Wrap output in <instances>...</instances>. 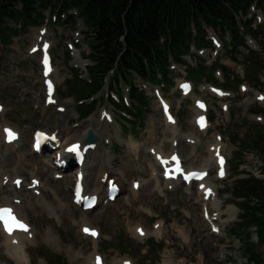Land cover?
Masks as SVG:
<instances>
[{
    "label": "rangeland",
    "instance_id": "1",
    "mask_svg": "<svg viewBox=\"0 0 264 264\" xmlns=\"http://www.w3.org/2000/svg\"><path fill=\"white\" fill-rule=\"evenodd\" d=\"M58 63L62 67L63 62L61 61V57L63 56L59 48L57 49ZM8 64H6L7 66ZM33 69V65H26L25 69ZM9 72L6 77H3L0 74V100L7 103L9 106V113L7 116V120L14 122V124L22 131L23 133V142L24 148L22 152L18 154H12L8 158V165L13 169H18L20 166L24 168V170L28 171L38 162L41 163V160L37 158H33L32 156L26 157L24 160H21L20 155L25 152L30 154L28 151V145L30 143V134L33 130L41 127L42 125H46L47 119L51 116L54 117V114L50 113L46 118L42 119L38 113L32 110L31 105L21 104L20 103V94L17 91L9 92L2 87V80L6 79H15L14 78V68L10 67ZM28 72L31 73L30 70ZM28 83V81L26 80ZM171 98L173 100L174 110L181 111L180 100L177 96L171 94ZM70 102V101H68ZM185 107V106H184ZM183 108V107H182ZM187 108V107H186ZM187 112H185V116L182 119L183 126L186 130L190 128L189 118L187 116ZM62 123L64 120L60 117L55 118ZM146 128L143 132L140 133L138 139L144 140L149 145L159 144L161 139L165 137L164 131V120L162 118L161 112L158 108V105L153 103L150 108L149 114L146 116ZM94 122L96 125H99L98 119L95 118ZM107 130L111 131L113 128L109 126H105ZM232 129V132H231ZM256 130L258 131V127L250 126L244 123L241 119L236 118L234 124L228 129L230 135L235 134L238 139L242 141L245 145H249L253 149H257L254 144V140L256 139ZM151 132L153 134V138H151ZM104 137L99 138L101 141ZM258 150V149H257ZM186 155H188L187 159L190 164L194 163V161H199L200 159H204L205 155L203 152L200 153L199 159H195V157L190 156L187 151H184ZM113 157L115 159V166L110 165V167L114 168L115 173L123 178L126 182L133 178H147V166L149 163L148 155L144 151L142 153L136 155H130L128 153V148H122L114 153L113 150L107 148L103 150L101 153H97L93 155L90 159L89 166L92 167L93 163L96 161H100L101 159H105V157ZM107 161V160H104ZM1 162V159H0ZM108 163V162H104ZM42 164L44 162L42 161ZM42 175L44 180L48 183V187L52 188L54 191L58 193V202L63 204L61 208V219L60 221H52L49 220L48 217L41 214L38 210L30 209L28 210V214L30 215V219L34 222L37 227L40 229L42 236L44 235V230L47 226H52L57 229L60 233H62L66 239V242L73 245L75 248L78 246H87V243L80 237L78 226L72 224L74 218L80 219L84 217L83 214L79 213L77 209H75L70 204V195H69V184L67 182H58L55 183L52 181L51 174L46 173L47 167L43 166ZM97 170L94 168L90 169L89 175L90 179L95 177ZM151 187L148 186L142 191V195L139 203L146 204L149 207H153L154 214L156 217L163 218L167 221V229L166 234L167 238L172 240V243L176 246V250L178 253V264H207L205 262V256H208L213 262L211 264H243L246 263L245 254L243 253L245 237L242 236L240 242L238 239L234 237L225 236L223 240L213 239L210 240L209 233L205 230V226L202 222L199 208L195 204L197 200L188 198L182 191L175 192L173 194L168 195L165 199H161L155 194L152 193ZM52 191H49V194L52 195ZM165 203H169L168 206H165ZM138 203L134 204L136 206ZM171 207H176L178 210L173 212ZM189 209L192 214V220H186L181 215V210ZM124 211H126V203L119 202L117 205L110 206L105 210L96 211L93 214H89L91 221L94 225L100 226L104 233L109 234L113 239L110 243L118 242V237L120 235L123 236L124 228L123 221L125 217L121 215ZM134 217L138 218L137 220L145 221L148 219L147 217L140 215ZM178 218V221H182L185 226H187L189 233L192 236V243L189 248H183L179 245L176 237L174 236L169 224L171 223V219ZM150 220V219H149ZM252 241L256 242V236L254 230H250ZM129 237H127L128 239ZM42 242V240H41ZM233 242V244H232ZM237 243V244H236ZM2 241L0 239V264H10L6 262L4 257V250L2 249ZM106 245V244H104ZM215 246H221V248L217 249ZM223 246H228L230 250H222ZM232 246L239 247L234 249ZM132 247V246H131ZM113 248H117L113 246ZM115 250H110V256H114ZM260 251L264 253V249L261 247ZM120 254H127L133 256L138 264H142L144 258L141 257V252L138 248H133L131 250H120L118 251ZM116 253V255H119ZM32 255L34 258L33 264H48L43 263L41 261H37L38 255L37 251H32ZM152 260L155 261V255L152 256Z\"/></svg>",
    "mask_w": 264,
    "mask_h": 264
},
{
    "label": "trees",
    "instance_id": "2",
    "mask_svg": "<svg viewBox=\"0 0 264 264\" xmlns=\"http://www.w3.org/2000/svg\"><path fill=\"white\" fill-rule=\"evenodd\" d=\"M8 3L18 0H0ZM25 5V16L29 18L31 5L46 0H19ZM85 19L96 29V49L100 57L102 70L113 67L119 61L127 68L134 67L136 71L145 75L144 60L147 58L149 66L154 70L156 66L165 62L164 51H160V37L172 36L171 48L178 53L189 40L188 30L182 29L179 34L171 32L173 25H184L190 12L214 16L216 8L234 0H72ZM14 13L2 6V13ZM20 14L19 12H17ZM178 27V26H176ZM170 31H167V30ZM123 39L124 43L121 41ZM126 45L123 58L119 54ZM262 199H264V189ZM262 218L254 221L259 228L264 241V206L260 210Z\"/></svg>",
    "mask_w": 264,
    "mask_h": 264
},
{
    "label": "bare ground",
    "instance_id": "3",
    "mask_svg": "<svg viewBox=\"0 0 264 264\" xmlns=\"http://www.w3.org/2000/svg\"><path fill=\"white\" fill-rule=\"evenodd\" d=\"M53 118H49L48 123L50 124V122H52ZM88 129H90L92 132H94L97 136L102 135L103 134V130H101L99 127H97L94 124H86L84 125V127L81 129L79 128L78 130H72L70 128H68L67 123L62 124V129L61 132L63 133L64 136V140L67 143H71L73 141H76L77 139H82L83 137H85L86 132L88 131ZM154 132H151V138H153ZM131 147L134 145V142L130 144ZM132 150V148H131ZM108 160L115 162V159H113V157L108 156ZM209 165V161H206V166ZM2 171H1V166H0V176H2ZM93 182V185H95V182ZM98 190V189H97ZM9 187L6 188H0V193H2L3 197H2V201L7 203L8 199L6 198V195L9 194ZM44 191L46 192V187L44 188ZM19 193V192H17ZM21 197H24V203L22 204V206L19 209V211L22 213L23 216H25L26 218L28 217L27 214V208L31 206V203L33 201V203L35 202V198L30 194V193H23ZM41 200H42V205H44L45 207H50V210L53 211L55 210L56 206L54 203L52 202H48L45 198H44V194L42 193L41 196ZM232 211V210H231ZM94 212V211H93ZM5 246L7 248V251L9 252V254L16 258V252L14 250V248L12 246H10L9 244V240L6 238V242H5ZM209 261V262H207ZM20 264H28V257L26 258L25 261H18ZM205 262H207V264H211V262H213V260H211L210 258H208V256H205Z\"/></svg>",
    "mask_w": 264,
    "mask_h": 264
},
{
    "label": "snow or ice",
    "instance_id": "4",
    "mask_svg": "<svg viewBox=\"0 0 264 264\" xmlns=\"http://www.w3.org/2000/svg\"><path fill=\"white\" fill-rule=\"evenodd\" d=\"M49 88L51 89V83H49ZM10 135H11V133H10ZM72 150H75V149H72ZM190 176L193 177V178H199L200 174L192 173V174H190ZM5 212L7 213V210H5ZM0 219H3L4 225H5V229L9 233H11L12 231L16 230L17 228L20 229V230L27 231V226L26 225L22 224L20 221L15 220L14 217H10V215L0 216ZM9 220H11V223L9 222Z\"/></svg>",
    "mask_w": 264,
    "mask_h": 264
}]
</instances>
